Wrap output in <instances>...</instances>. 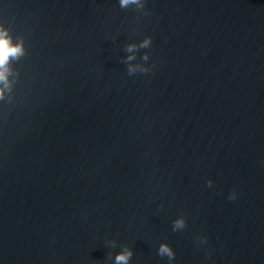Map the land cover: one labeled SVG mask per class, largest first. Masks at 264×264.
<instances>
[{"label": "water", "instance_id": "obj_1", "mask_svg": "<svg viewBox=\"0 0 264 264\" xmlns=\"http://www.w3.org/2000/svg\"><path fill=\"white\" fill-rule=\"evenodd\" d=\"M142 2L0 0V264H264V0Z\"/></svg>", "mask_w": 264, "mask_h": 264}, {"label": "clouds", "instance_id": "obj_2", "mask_svg": "<svg viewBox=\"0 0 264 264\" xmlns=\"http://www.w3.org/2000/svg\"><path fill=\"white\" fill-rule=\"evenodd\" d=\"M130 5H136L138 8H142L143 2L142 0H119V6L122 9L128 8ZM152 43V37L149 36L146 39H144L139 47L141 48H147ZM137 47L135 44H129L126 47L127 52H133V50ZM25 54V48L23 41L21 40L18 43L13 42V38L8 34V30L4 29L2 26H0V83H3L5 87L10 88V81L9 76L11 74V68H10V61L12 59H19L21 56ZM134 59L133 56H128L127 60L131 61ZM144 59H148V54L145 53ZM138 71L137 66L130 65L128 68V73L134 74ZM147 71V70H145ZM4 94V88L0 87V97H2ZM209 185H211V181L208 182ZM232 199L235 198V193L233 192L231 197ZM185 226L184 220L178 219L173 223V230H179L182 229ZM158 255L161 257H167L170 261L175 258V251L171 247V245L167 242H164L160 244L158 248ZM133 256V250L131 248H125L123 251H121L119 254L115 256V262L114 264H129V261L131 260Z\"/></svg>", "mask_w": 264, "mask_h": 264}]
</instances>
